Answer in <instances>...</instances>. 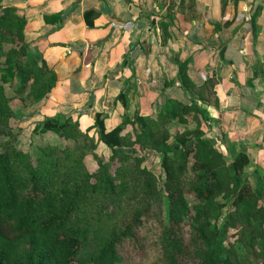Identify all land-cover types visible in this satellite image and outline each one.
Here are the masks:
<instances>
[{
  "label": "crops",
  "instance_id": "1",
  "mask_svg": "<svg viewBox=\"0 0 264 264\" xmlns=\"http://www.w3.org/2000/svg\"><path fill=\"white\" fill-rule=\"evenodd\" d=\"M0 7L17 8L26 21L22 58L54 77L35 107L43 121L87 107L111 131L125 117L146 125L157 104L177 110L195 95L217 148L247 156L246 177L264 206V0H0Z\"/></svg>",
  "mask_w": 264,
  "mask_h": 264
},
{
  "label": "rangeland",
  "instance_id": "2",
  "mask_svg": "<svg viewBox=\"0 0 264 264\" xmlns=\"http://www.w3.org/2000/svg\"><path fill=\"white\" fill-rule=\"evenodd\" d=\"M19 27L17 20L10 18L4 22L0 19V109H4V114L12 113L8 117L0 116L2 147L5 144L10 151L23 154L17 158L13 153L11 156V161L19 169L26 167V159L21 164L16 161L29 156L34 167L40 159L46 166L55 164L51 167L56 166L63 172L68 170L66 165H70V162H64L62 151L69 153L68 161L73 155H80L79 168L76 172H70L71 185L85 184L86 178L93 183L97 181V175H101L108 176L115 186L114 190L108 192L107 185H102V192L97 196L86 192L85 201L75 212L74 219L81 231L76 264H92L113 234L121 231L137 210L145 208V190L150 194L151 212L143 217V224L135 230L136 242L130 244L135 248L129 247V239L123 242L122 264H164L161 248L163 225L158 219L164 224L168 221L167 199L162 192L165 171L161 165V153L154 150L146 138L145 131L148 129L162 141H165V136L168 137L164 147L172 161H183V153L179 149H194L187 163V171L194 180L198 182L199 175H203L213 183L219 181L222 184V188L213 195L210 205L213 221L226 234L225 245L235 251L238 264H264V239L254 237L256 232L264 233V206L253 194L245 172L241 171L240 176L234 173L232 163L238 159L239 153L232 152L225 156L217 148L220 144L215 140V132L208 123L207 114L206 117L186 109L180 113L182 118L179 119L178 109H171L172 105L164 107L157 104L155 117L146 120V125L125 117L122 145L114 148L101 141L94 111L86 113L87 107H72L54 117L61 123L66 122V129L60 132H37L35 128L41 126L43 120L35 107L49 90L54 77L51 71L43 72L44 68L42 70L40 65L22 58L21 41L17 40ZM29 71L30 76L27 78ZM2 96L7 101L2 102ZM186 103L180 104L189 106ZM171 113L177 117L170 122V130L167 129L168 125L165 128L157 124L163 116ZM213 143L217 148L215 151ZM197 159L201 166L198 171L193 168ZM246 167L250 168L249 165ZM212 171L218 174L216 178L211 177ZM240 193L245 194L242 201L237 198ZM188 201L190 205L194 204V199L188 197ZM193 225L194 220L189 216L183 225L186 241L191 238ZM184 263L194 264L193 257H186Z\"/></svg>",
  "mask_w": 264,
  "mask_h": 264
},
{
  "label": "trees",
  "instance_id": "3",
  "mask_svg": "<svg viewBox=\"0 0 264 264\" xmlns=\"http://www.w3.org/2000/svg\"><path fill=\"white\" fill-rule=\"evenodd\" d=\"M93 14V11L85 13L89 26H93V23L88 21ZM0 16L4 22L10 18L19 21L17 40L22 41L26 21L18 14L17 8L4 7ZM29 76L30 71L29 74L27 72V78ZM208 84L213 85V81L209 79ZM196 95L200 99L205 98L204 93L197 92ZM192 96L189 106L179 105L177 112L179 119L182 118L180 113L186 109L207 114L209 117L207 111L199 106L198 98ZM1 99L2 102L7 101L3 96ZM119 99H125V95L121 93ZM10 115L12 113L4 114V109H0L1 117ZM173 115L174 113L163 116L157 124L169 129L170 122L177 117ZM95 119L101 141L112 148L121 146L123 128L119 126L107 131L102 114L97 113ZM67 127L66 122L61 123L59 119L47 117L35 131L60 132ZM145 135L153 149L161 153V165L165 171L162 192L167 199L168 221L164 224L158 219L163 225L161 248L164 264H185L184 259L189 256L193 257L194 264H238L235 251L225 245V232L212 219L210 202L213 195L222 188V184L219 181L213 183L203 175H199L198 182L194 180L187 171L188 159L195 152L193 148L186 151L179 149V152L183 153V161H172L164 147L168 140L167 136L165 141H162L150 129L145 131ZM213 145L215 151L217 148L214 143ZM3 146L0 142V264H76L81 231L74 219L75 212L85 201L86 192L97 196L101 194L102 185L105 184L108 192L114 190L112 180L108 176L97 175L98 179L93 183L86 178L85 184L71 185L70 172H76L79 168L80 155H73L71 161H68L69 153L65 150L62 151L61 157L64 162H70V165L65 164L69 167L66 171L61 172L56 166L51 167L55 164L46 166L40 159L34 167L29 156L16 161L21 164L23 159H26V167L19 169L11 161V156L13 153L17 158L23 154L10 151L5 144ZM237 156L239 157L233 161L232 168L235 175L240 176L241 171L245 172L249 160L243 153ZM60 158L57 159V164ZM193 168L196 171L201 169L198 159L194 161ZM210 175L216 178L218 174L212 171ZM59 180L62 183H58ZM249 186L251 187L250 183ZM252 192L255 194L253 190ZM244 195L240 193L238 200L242 201ZM149 196L148 190H145V208L137 210L131 221L125 224L121 231L113 234L92 260V264H122L123 242L129 239V247L135 248L130 245L136 242L135 230L143 224V217L151 212L152 203ZM188 197L194 199L193 205H190ZM256 197L260 201L257 195ZM258 210L261 212V209ZM189 216L194 220V225L191 238L186 241L183 225ZM254 237L264 239V233L256 232Z\"/></svg>",
  "mask_w": 264,
  "mask_h": 264
}]
</instances>
